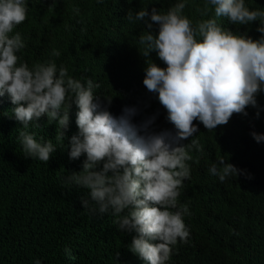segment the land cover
<instances>
[{"label": "clouds", "instance_id": "1", "mask_svg": "<svg viewBox=\"0 0 264 264\" xmlns=\"http://www.w3.org/2000/svg\"><path fill=\"white\" fill-rule=\"evenodd\" d=\"M185 7L181 0L166 12L153 7L150 13L141 8L126 15L129 22H144L147 29L138 41L146 67L129 69L124 82L127 93L131 88L143 96L144 110L134 103L115 105L111 96H116V84L103 103L94 91L98 83L74 78L55 60L31 68L21 62L17 53L26 44L20 32L12 33L27 18L26 2L0 0V97L7 94L14 105L24 157L50 160L56 146L51 140L38 141L29 125L46 116L56 125L57 141L64 143L74 104L78 132L70 138L69 157L86 158L82 170L71 172L65 184L87 190L80 197L84 209L100 214L111 210L118 231L135 232L128 248L145 264H169L174 246L187 243L190 234L183 219L190 212L178 198L190 178L193 151L203 149L198 140L190 145L181 141L202 130L218 133L231 124L233 114L247 115L248 106L256 107V96L264 91V10H251L245 0H206L198 11L206 17L214 10V17L193 25L183 14ZM217 17L236 25L259 20L262 35L253 39L234 32L218 24ZM153 24L158 32L151 31ZM152 51L162 67L150 58ZM52 56L60 52L53 49ZM149 117L156 123L146 122ZM157 124L173 125L175 135L161 132ZM251 134L257 142L264 141V134ZM208 171L220 182L242 172L223 158Z\"/></svg>", "mask_w": 264, "mask_h": 264}, {"label": "trees", "instance_id": "2", "mask_svg": "<svg viewBox=\"0 0 264 264\" xmlns=\"http://www.w3.org/2000/svg\"><path fill=\"white\" fill-rule=\"evenodd\" d=\"M25 2L27 18L12 33L20 32L26 44L17 53L21 62L31 68L55 60L74 78L98 83L94 91L103 103L116 84V96H111L115 105L134 103L145 110L143 96L131 88L127 93L124 82L129 69L146 67L138 41L147 29L144 22L131 23L126 15L130 9L135 14L141 8L150 13L153 7L166 12L181 0ZM185 2L183 14L193 25L214 17V10L206 17L198 11L206 0ZM245 4L251 10H264V0H245ZM216 19L253 39L262 35L257 31L259 20L236 25L225 17ZM151 31L158 32V25L153 24ZM53 49L60 52L59 57L52 56ZM150 58L162 67L156 51ZM256 100V107L246 108L247 115L233 114L231 124L218 133L202 130L181 141L190 145L198 140L203 151H193V166L188 162L190 178L178 198L189 209L190 215L183 219L190 234L187 243L178 241L174 246L169 264H264V141L257 142L251 134H264V91ZM13 107L7 94L0 97V264H35L37 260L40 264H145L128 248L136 233L118 231L111 210L100 214L84 209L80 197L87 190L65 184L71 172L82 170L86 158L69 157L70 138L78 132L76 106L71 109L64 143L57 141L56 125L49 124L46 116L30 123L28 131L38 141L51 140L57 148L48 162L24 157L18 139L22 125L12 116ZM123 108L116 107L119 112ZM149 121L156 123L151 117ZM159 127L175 135L173 125ZM220 158L241 169V175L220 182L210 174L209 166Z\"/></svg>", "mask_w": 264, "mask_h": 264}]
</instances>
